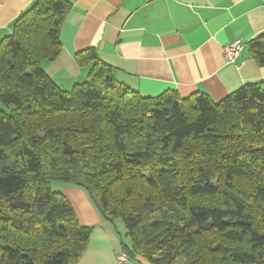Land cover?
<instances>
[{"label": "trees", "instance_id": "obj_1", "mask_svg": "<svg viewBox=\"0 0 264 264\" xmlns=\"http://www.w3.org/2000/svg\"><path fill=\"white\" fill-rule=\"evenodd\" d=\"M69 10L36 0L0 44V264L87 252L95 228L53 182L88 191L129 260L264 264V80L220 102L144 97L89 50L76 56L88 79L65 90L43 63L61 53ZM247 47L264 66V34Z\"/></svg>", "mask_w": 264, "mask_h": 264}, {"label": "crops", "instance_id": "obj_2", "mask_svg": "<svg viewBox=\"0 0 264 264\" xmlns=\"http://www.w3.org/2000/svg\"><path fill=\"white\" fill-rule=\"evenodd\" d=\"M61 53L44 62L50 78L65 90L85 82L90 66L79 53L94 50L119 83L144 97L176 91L181 98L205 93L220 102L251 82L264 80V66L248 43L264 34V0H67ZM36 0H0V44ZM244 45L235 64L223 48ZM58 188L83 226L94 227L78 264H119L120 238L100 215L88 191L76 183ZM125 264H148L140 258Z\"/></svg>", "mask_w": 264, "mask_h": 264}, {"label": "built area", "instance_id": "obj_3", "mask_svg": "<svg viewBox=\"0 0 264 264\" xmlns=\"http://www.w3.org/2000/svg\"><path fill=\"white\" fill-rule=\"evenodd\" d=\"M243 50L244 45L239 41L226 44L223 48L226 63L235 64L242 55ZM128 260V256L125 253L118 256L119 264H125Z\"/></svg>", "mask_w": 264, "mask_h": 264}, {"label": "rangeland", "instance_id": "obj_4", "mask_svg": "<svg viewBox=\"0 0 264 264\" xmlns=\"http://www.w3.org/2000/svg\"><path fill=\"white\" fill-rule=\"evenodd\" d=\"M60 185H63V184L60 182H53L52 183L53 190L59 192L60 190H58V188L61 187ZM114 225L117 229V232H119L121 234V237L124 240V242L128 243L129 240H127V238L125 236V226H124L123 222L118 220V221H115Z\"/></svg>", "mask_w": 264, "mask_h": 264}]
</instances>
